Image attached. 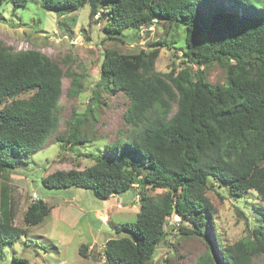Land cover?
<instances>
[{"label":"trees","instance_id":"16d2710c","mask_svg":"<svg viewBox=\"0 0 264 264\" xmlns=\"http://www.w3.org/2000/svg\"><path fill=\"white\" fill-rule=\"evenodd\" d=\"M29 1L0 0V19L4 2L26 8ZM86 4L91 19L98 15L105 21L109 39L125 41L156 24L166 28V36L149 49L105 50L94 92L101 88L128 96L123 114L128 129L99 154H86L93 157L92 165L56 170L41 181L48 188L91 189L100 199L135 184L165 188L156 196L143 193L136 219L117 225V236L108 238L102 250L106 264H151L174 214L193 226H181L182 231L206 236L214 207L210 189L224 187L232 197L256 191L264 203V7L254 0H40L42 8L60 14ZM181 26L186 30L182 64L174 61L170 70H157L161 49L179 48ZM215 64L226 73L223 83L208 80ZM64 76L60 64L42 51H15L0 41V181L58 129ZM75 82L72 74L67 94L72 95ZM85 120L78 118L68 135L57 136L62 149L89 140L81 134ZM53 207L33 198L24 213L25 227L18 226L9 188L0 182V257L27 237L29 226L52 216ZM257 214L258 225L247 236L221 246V264H252L264 254V209L258 207ZM79 252L88 257V246L82 244ZM13 261L32 264L17 255ZM194 264L219 262L207 249Z\"/></svg>","mask_w":264,"mask_h":264},{"label":"rangeland","instance_id":"374dc122","mask_svg":"<svg viewBox=\"0 0 264 264\" xmlns=\"http://www.w3.org/2000/svg\"><path fill=\"white\" fill-rule=\"evenodd\" d=\"M254 2L264 7V0ZM2 7L0 41L15 51L40 50L57 61L65 71V93L58 110V129L39 150L31 154L28 162H17L15 169L6 173L0 181L9 188L16 211L15 224L25 227L24 213L34 193L38 199L54 206V217L50 215L41 224L29 226L27 237L6 249L0 257V264H17L13 255L28 258L32 264H106L102 250L108 238L117 236L115 227L136 219L143 193L156 196L164 193L165 188H143L135 184L126 192L100 199L91 189L75 186L48 188L41 179L56 170L84 169L92 165L93 157L86 154L91 151L99 154L106 143L117 139L120 130L128 129L123 114L130 100L124 92L99 88L100 103L97 107L94 105L98 96L94 89L101 79L105 50L116 48L129 53L141 48L149 49L152 48L151 42L166 36L167 30L163 25L156 24L134 32L132 38L124 37L125 41H122L107 37L104 20L89 17V4L65 14L42 8L40 0H30L26 8H15L7 2ZM181 29L176 44L179 48L163 47L156 61L157 70H170L174 61L182 64L181 47L185 46L186 30L183 26ZM125 33L132 31L127 29ZM167 36L169 39L170 36ZM77 38L81 42L75 43ZM192 66L196 69L195 64ZM72 74H75L76 82L72 95H69L66 91ZM225 77L226 73L220 65L210 67L208 80L212 84L223 83ZM78 118H86L81 125V134L89 140L72 148L68 143L62 149L57 136L68 135L69 128ZM208 195L214 207L206 225V236H192L182 231L181 226L187 229L193 226L189 220L174 214L168 219L167 236L157 245L151 264H194L207 249L217 257L219 264L224 263L221 246L235 243L258 225V207L264 209V203L256 191H250L243 197H232L224 187H216L210 189ZM59 213L63 215H60L61 219L56 218ZM82 244L88 246V257L79 252ZM252 264H264V254L254 257Z\"/></svg>","mask_w":264,"mask_h":264},{"label":"built area","instance_id":"2783aa9c","mask_svg":"<svg viewBox=\"0 0 264 264\" xmlns=\"http://www.w3.org/2000/svg\"><path fill=\"white\" fill-rule=\"evenodd\" d=\"M96 17H98V15H97ZM143 30H144V28H143ZM74 42H75V43H79V42H81V40H80V38H77L76 40H74ZM37 197H38V195H37L36 193H34L33 198H37ZM102 219H106V218H104V217L102 216Z\"/></svg>","mask_w":264,"mask_h":264},{"label":"crops","instance_id":"0c3cea01","mask_svg":"<svg viewBox=\"0 0 264 264\" xmlns=\"http://www.w3.org/2000/svg\"><path fill=\"white\" fill-rule=\"evenodd\" d=\"M60 215H61V213H59L56 218H60L61 219V216L63 217V215H61V216ZM52 217H54V211H53ZM56 221H57V219H56Z\"/></svg>","mask_w":264,"mask_h":264}]
</instances>
